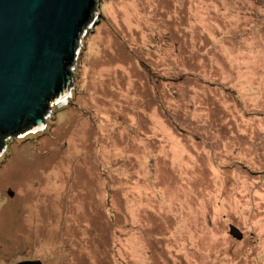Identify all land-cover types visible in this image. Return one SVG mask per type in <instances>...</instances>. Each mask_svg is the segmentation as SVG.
Wrapping results in <instances>:
<instances>
[{
	"label": "rangeland",
	"instance_id": "374dc122",
	"mask_svg": "<svg viewBox=\"0 0 264 264\" xmlns=\"http://www.w3.org/2000/svg\"><path fill=\"white\" fill-rule=\"evenodd\" d=\"M96 9L66 104L5 138L0 264H264V0Z\"/></svg>",
	"mask_w": 264,
	"mask_h": 264
},
{
	"label": "water",
	"instance_id": "95a60500",
	"mask_svg": "<svg viewBox=\"0 0 264 264\" xmlns=\"http://www.w3.org/2000/svg\"><path fill=\"white\" fill-rule=\"evenodd\" d=\"M97 2L0 0V153L5 138L45 128L55 100L68 97L78 43L95 22ZM228 233L242 238L235 225Z\"/></svg>",
	"mask_w": 264,
	"mask_h": 264
},
{
	"label": "bare ground",
	"instance_id": "6f19581e",
	"mask_svg": "<svg viewBox=\"0 0 264 264\" xmlns=\"http://www.w3.org/2000/svg\"><path fill=\"white\" fill-rule=\"evenodd\" d=\"M59 102L60 103H62V104H66V102H67V100L66 99H57V100H55V103L56 104H59ZM65 102V103H64ZM55 105V104H54ZM61 105V104H60Z\"/></svg>",
	"mask_w": 264,
	"mask_h": 264
},
{
	"label": "flooded vegetation",
	"instance_id": "af4514ba",
	"mask_svg": "<svg viewBox=\"0 0 264 264\" xmlns=\"http://www.w3.org/2000/svg\"><path fill=\"white\" fill-rule=\"evenodd\" d=\"M46 127V126H45Z\"/></svg>",
	"mask_w": 264,
	"mask_h": 264
}]
</instances>
